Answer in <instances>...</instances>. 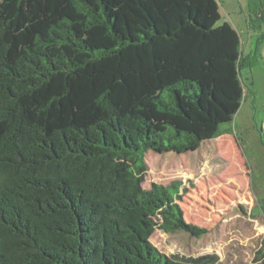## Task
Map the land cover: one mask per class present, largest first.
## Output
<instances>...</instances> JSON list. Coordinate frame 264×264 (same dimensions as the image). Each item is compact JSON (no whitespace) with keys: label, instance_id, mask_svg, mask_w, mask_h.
<instances>
[{"label":"trees","instance_id":"1","mask_svg":"<svg viewBox=\"0 0 264 264\" xmlns=\"http://www.w3.org/2000/svg\"><path fill=\"white\" fill-rule=\"evenodd\" d=\"M217 0H0V264H218L181 181L146 153H194L244 102L239 31Z\"/></svg>","mask_w":264,"mask_h":264},{"label":"rangeland","instance_id":"2","mask_svg":"<svg viewBox=\"0 0 264 264\" xmlns=\"http://www.w3.org/2000/svg\"><path fill=\"white\" fill-rule=\"evenodd\" d=\"M222 23L242 43L244 102L223 135L194 153H146L143 186L181 181L186 222L209 231L199 238L157 230L150 241L167 256L217 255L218 264H264V19L257 0H217ZM264 4V0H261ZM262 9V7L258 6Z\"/></svg>","mask_w":264,"mask_h":264},{"label":"crops","instance_id":"3","mask_svg":"<svg viewBox=\"0 0 264 264\" xmlns=\"http://www.w3.org/2000/svg\"><path fill=\"white\" fill-rule=\"evenodd\" d=\"M256 5L257 6H255L256 7L255 12L259 13L260 18L264 19V4H263V2L261 0H257ZM258 6L262 7V9L258 8Z\"/></svg>","mask_w":264,"mask_h":264}]
</instances>
